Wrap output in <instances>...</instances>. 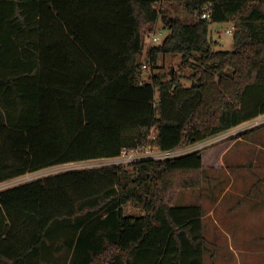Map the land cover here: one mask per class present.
I'll return each mask as SVG.
<instances>
[{
    "label": "trees",
    "instance_id": "obj_1",
    "mask_svg": "<svg viewBox=\"0 0 264 264\" xmlns=\"http://www.w3.org/2000/svg\"><path fill=\"white\" fill-rule=\"evenodd\" d=\"M160 19L169 34L149 64L180 54L188 87L179 74L143 77L145 29ZM224 24L233 51L209 36ZM262 115L264 0H0V184L142 145L185 149ZM204 150L0 192V264H204V209L175 204L202 186ZM128 203L144 215H125Z\"/></svg>",
    "mask_w": 264,
    "mask_h": 264
},
{
    "label": "rangeland",
    "instance_id": "obj_2",
    "mask_svg": "<svg viewBox=\"0 0 264 264\" xmlns=\"http://www.w3.org/2000/svg\"><path fill=\"white\" fill-rule=\"evenodd\" d=\"M162 6L164 13L170 18L184 22L192 20L184 4L164 2ZM230 26L224 24L221 28H217V25L210 27L209 36L216 43L217 49H235L233 34L227 33ZM148 30L157 31V34H162V38L169 34V29L161 19L145 29L144 51L140 61L149 67L143 71V77L147 79L151 73H158L167 82L175 74H179L185 77L182 80L184 86H190L191 82L186 77L192 74V69L182 67L180 54L159 55L153 66L149 64L148 51L152 48V41ZM239 137L241 141L233 145L225 156L228 171L218 165L219 148ZM193 146L185 148L182 154L198 149H205L203 154H208L207 164H203L202 186L181 189L176 194L175 204H199L204 209V236L209 250L205 254L204 264H264V116L247 126ZM121 164L118 160L101 159L54 166L1 183L0 192L57 173ZM124 214L141 216L144 211L128 203L124 205Z\"/></svg>",
    "mask_w": 264,
    "mask_h": 264
},
{
    "label": "built area",
    "instance_id": "obj_3",
    "mask_svg": "<svg viewBox=\"0 0 264 264\" xmlns=\"http://www.w3.org/2000/svg\"><path fill=\"white\" fill-rule=\"evenodd\" d=\"M202 17L205 19H210V13L208 11H206L202 15ZM234 31H235V26L231 25L230 29L227 30V33L233 34ZM148 32L150 34L149 37L151 38L152 46H155L154 43H158L160 45L163 42V40L165 39V37L162 38V36H161L162 34L161 35L157 34V31L148 30ZM148 67L149 66L146 64L143 66V68L145 70L148 69ZM188 149H190V148H188ZM184 150H186V149L162 151V150L155 148L152 145H148V146L142 145V146H138L136 148L124 149L122 154L119 157L113 158L112 160H118L122 164H131V163L136 162L138 160L147 159V158L159 160V159H165V158L180 156V155H183L182 152Z\"/></svg>",
    "mask_w": 264,
    "mask_h": 264
},
{
    "label": "crops",
    "instance_id": "obj_4",
    "mask_svg": "<svg viewBox=\"0 0 264 264\" xmlns=\"http://www.w3.org/2000/svg\"><path fill=\"white\" fill-rule=\"evenodd\" d=\"M217 28H221V26H217ZM262 116H264V115H262ZM261 117V116H260ZM259 118V117H258ZM256 120V119H255ZM254 121V120H253ZM253 121H249V122H246V123H244V124H242V125H240V126H238V127H236V128H234L235 130L236 129H239L240 127H243V126H247V125H249V124H251ZM234 129H232V130H234ZM232 130H230V131H232ZM230 131H228V132H230ZM227 133V132H226ZM243 140V139H242ZM239 141H241V137H239L238 139H236V140H234V141H232V142H228V144H226L224 147H220L219 149H220V153H219V159L217 160L219 163H218V165H221L223 168H226V166H225V156L229 153V151L232 149V147H233V145H235L236 143H238ZM208 155V154H207ZM207 155H204L203 154V164L204 165H206L207 164V159H208V157H207ZM208 163H210V160L208 161ZM227 169V168H226ZM228 170V169H227ZM229 171V170H228ZM203 220H204V217H203Z\"/></svg>",
    "mask_w": 264,
    "mask_h": 264
},
{
    "label": "water",
    "instance_id": "obj_5",
    "mask_svg": "<svg viewBox=\"0 0 264 264\" xmlns=\"http://www.w3.org/2000/svg\"><path fill=\"white\" fill-rule=\"evenodd\" d=\"M172 74H173V72H172Z\"/></svg>",
    "mask_w": 264,
    "mask_h": 264
}]
</instances>
